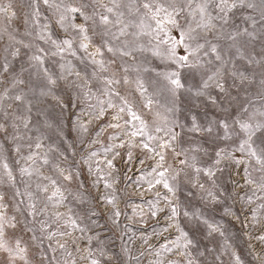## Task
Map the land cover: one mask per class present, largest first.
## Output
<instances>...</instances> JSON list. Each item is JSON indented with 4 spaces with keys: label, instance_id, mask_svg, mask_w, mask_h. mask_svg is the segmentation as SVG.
I'll return each mask as SVG.
<instances>
[{
    "label": "snow or ice",
    "instance_id": "1",
    "mask_svg": "<svg viewBox=\"0 0 264 264\" xmlns=\"http://www.w3.org/2000/svg\"><path fill=\"white\" fill-rule=\"evenodd\" d=\"M39 3L40 0H30L28 5L32 9L34 25L38 24L35 17L40 15ZM42 3L52 10L56 23L67 35L55 39L48 26H44L36 39L51 47L45 49L36 45L29 57V67L24 71L33 69L42 78L40 95L50 98L62 116L67 113L69 121L76 117V128L81 137L94 120L99 121L110 113L106 127L101 126L95 133L96 139L91 141L99 143L100 135L112 130L108 137L112 143L104 147V159L95 160L99 153L92 150L82 157V163L92 173L93 185L97 188L102 185L109 190L102 193L99 200L111 206L107 211L113 226L120 227L122 215L116 189L120 180L114 175L120 170L115 161L123 159L126 172H131L137 164L141 166L136 174L128 177L129 180L137 183L143 192L155 190L156 204L149 201L150 217L157 218L166 211L163 233L169 229L176 233L173 239L160 245L173 257L167 264H199L193 254L196 243L182 226L181 217L194 222L197 227L203 225L208 237L218 234L224 239L223 248L231 249L220 224L212 222L199 210L189 211L177 202V184L181 176L185 179L191 176L189 182L202 193V200L223 206V211L236 219L240 216L233 210V204H239L240 213L247 212L250 217H246L248 223L264 232V110L250 111L242 104L239 117L221 118L203 125L193 117L189 131L206 138L205 142L212 148L211 153L203 149L195 152L202 151L204 156H209L210 163L191 150L181 147L177 151L181 138L178 129L184 126L175 118V99L182 90L193 99L203 100L225 112L227 109L222 108V102L235 99L233 89L238 91L242 86L258 83V95L264 99V72L257 82L255 74L236 69L231 56L226 57L221 47L222 41L229 42V50L234 48L235 55L241 59L245 58L244 52L249 46L258 42L264 47V0H90V3L84 0L81 3L42 0ZM13 9L11 2L4 4L0 0V15L6 21L17 16ZM238 15L247 26L236 22ZM27 35L31 36L32 32L28 31ZM10 39L16 38L10 35ZM16 43L25 48L33 47L23 40ZM77 49L83 50L91 61L94 69L91 73L75 70L70 61L60 65V72H52L45 66L46 57L75 56ZM106 53L110 55L106 56ZM19 54V48L12 52L13 56ZM148 55L175 65V70L157 74L163 80L158 81L156 87L141 78V72L147 70ZM246 59L249 64L264 68V60H257L255 55H248ZM183 70L193 78L199 74V81L186 87L181 75ZM7 73L9 65L5 63L0 72V84L4 83ZM17 84L23 85L25 80L13 76L11 86L0 92V138L13 143L19 157L16 161L20 165L18 172L24 184L23 192L15 188L17 178L3 155L4 143L0 140V168L8 183L15 188L13 199L16 201L14 213L10 214L5 194L0 192V252L7 254L8 264H16L17 260L31 264L29 243L22 236L10 235L16 230L29 234L28 240L37 249L47 244L51 255L42 253L40 264L45 261L48 264H76L77 259L87 261V264H129L131 261L140 264L144 252L133 255L128 247H122V257L120 252L103 246L98 234H88L93 231L91 224L97 223L92 220L97 215L95 207L83 208L84 214L80 215L68 206L69 198L80 205L88 203L79 191V181L76 180L79 173L73 171L74 165L61 167V162L67 161L68 157L53 145H46L48 137L43 133L31 134L33 129L39 132L32 121L33 104L23 92L12 94ZM125 86H130L138 94L141 109L153 112L154 108H163V112L154 111L155 119L149 124L130 99L131 93ZM149 88H152L151 92ZM164 91L173 99L161 105L158 97ZM21 105L23 112H20ZM85 112L90 117L86 122L80 118ZM45 127L53 128V124L45 120ZM55 129L62 134L60 124H56ZM22 148L28 149L26 155ZM121 149L125 150L123 156ZM135 150L141 155L136 156ZM54 152L58 156L56 160L50 158ZM169 154L176 160L175 167L169 163ZM72 155H76L74 150ZM147 160L154 163L145 173L143 166ZM45 165L48 166L47 173ZM73 182L77 184L75 191L70 187ZM0 183H3L2 177ZM161 188L166 190L163 195ZM228 200L233 204H228ZM161 202L163 207L158 206ZM61 208L66 210L60 211ZM135 214L143 222V213ZM85 219L91 222L89 226H82ZM123 227L126 229L127 225ZM163 233L153 229L154 235ZM252 238L264 242V235ZM142 239L147 244L149 237L142 234ZM94 241L98 243L94 244ZM69 242L78 257H73L69 251ZM196 250L200 257L205 255L204 251ZM58 252L63 258L56 255ZM261 252L260 259L264 262V249ZM156 255L159 256L160 252ZM231 256L234 264H242L234 250ZM158 264H164V261L160 260Z\"/></svg>",
    "mask_w": 264,
    "mask_h": 264
},
{
    "label": "rangeland",
    "instance_id": "2",
    "mask_svg": "<svg viewBox=\"0 0 264 264\" xmlns=\"http://www.w3.org/2000/svg\"><path fill=\"white\" fill-rule=\"evenodd\" d=\"M9 2L14 5L13 10L17 12V16L9 22L0 15V72H2L5 63L9 65V73L5 74L4 83L0 84V92H2L5 87L11 86V79L13 76H20L25 80V84H17L16 87L12 89V94L23 92L26 99L30 100L33 104L32 121L35 128L39 129V132H36L35 129H33L31 134L36 136L43 133L48 137V139H45V144L53 145L54 148L58 149L59 152H63L68 157L67 161L61 162V167L74 165L73 171L79 173L76 177V180L79 181V191L85 195L88 203L80 205L69 198V201L67 202L68 206L72 207L80 215L84 214L82 211L83 208H96L97 215L92 217V220L97 223L91 224L93 231L88 234H98L100 240L103 241V246L116 252H120L122 257L124 255L123 252H121L122 247H128L133 255H138L140 252H144V255L140 259V264H158V261L160 260H163L164 264H167V261L173 257L171 254L164 252L160 248V245L173 239L176 233L173 229H169L167 233H163V225L165 223L163 218L167 214L166 211L161 212L157 218H151L149 215V201H151L152 204H156V199L154 198L155 190L152 192H143L137 183L128 179L129 176L136 174L141 166L137 164L131 172H126L127 166L125 165L124 160L117 159V161H115L120 170L118 173H114V175L120 180V183L116 185V189L119 197L118 207L120 208L122 215L119 218L120 227H114L110 218V213L107 211V208H110L111 206H106L103 201L99 200L101 194L109 190L104 189L102 185L99 188L94 186L92 183V173L88 171L87 165L82 163V157H86L88 152L92 150L99 153L98 156L94 157L95 160L104 159V147L110 146L112 143V141L108 139L112 130L109 129L103 132L99 137V143H91V141L96 139L95 133L101 126L106 127V124L110 119V113L99 121L94 120L93 123L89 125L88 132L81 137L76 128V117H71V121H69L67 113L62 116L59 108L55 106L50 98H45L40 95L43 86L42 78L38 76L33 69L24 71V69L29 67V57L35 51L36 45L44 47L45 49L51 47L49 44L36 39L37 33L44 28V26H48L55 39H62L67 33L59 28L52 10L47 8V6L42 3V0H40L39 3L40 15L35 17V19L38 20V24L36 25L33 24L32 9L28 6L30 0H3L4 4H8ZM81 2L82 0H74V3ZM84 2L90 3V0H84ZM235 19L237 23L241 24V26H247L243 24L242 17L239 15ZM28 31L32 32L31 36L27 35ZM10 35L15 36L16 39H10ZM18 40H23L25 44L30 43L33 47L25 48L22 44L16 43ZM228 44L229 42L227 41L221 42V47L224 48L223 54L226 57L231 56L236 69L239 71L245 72V74L249 75L255 74L258 82L261 79V73L264 72V68L259 64H249L246 57L248 55H255L257 60H264V47L258 42L249 46L244 52L245 58L241 59L240 56L235 55L236 50L234 48L229 50ZM16 48L20 49V54L18 56H13L12 52L15 51ZM109 55L110 54L106 53V56ZM209 59H211V57H209ZM69 61L74 66L75 70L81 71L82 73H91L94 70L91 61L83 50L80 49H77L75 56L70 54H65L63 58L59 56H48L45 59V66L52 72H60V65ZM145 68L147 70L141 72V78L144 79L146 83H151L152 87H156L157 82L163 80V77H158L157 74L173 71L175 70V65L168 62H162L159 58L148 55V59L145 62ZM181 75L182 80L186 81V87H192L200 79L199 74H196L195 78H193V75L188 73L187 70H183ZM132 76H135V73H132ZM125 87L129 88V92L131 93L130 99L133 100L137 110L140 111L141 115L149 122V124L155 119L154 111L159 110L163 112V108H154L153 112L141 109L140 105L142 101L138 98V94L135 93L130 86ZM149 91L151 92L152 88H149ZM259 91L258 83L248 87L242 86L238 91L233 89L232 96L235 97V99L222 102V108L227 109L225 112L221 108L203 102V100L193 99L188 93L182 90L181 94L175 99V104L177 106L175 118L184 126L183 129H178V131H181V138L177 145V151H179L181 147L191 150L194 154L200 156L203 161L210 163L209 156H204L202 151L195 152L197 149H203L211 153L212 148L209 143L205 142L206 138H202L189 131L192 118L195 117L196 121L203 125L221 118L232 116L239 117L242 104L249 107L250 111L254 109L264 110V99H261L260 95H258ZM213 94L215 95V93ZM158 99L161 105H166L173 98L169 93L164 91ZM248 101L251 103L249 104ZM13 107L15 108L16 105ZM23 111L24 109L21 105L20 112ZM73 111L77 110L74 109ZM40 113H43V115ZM77 115H80L78 111ZM80 118L86 122L90 117L87 112H85ZM45 120L53 124V128L45 127ZM56 124H60L62 127V134L57 133L55 129ZM81 139L83 140V143H81ZM0 140L4 143L3 155L7 159L13 170V174L17 178L15 188H19L20 191L23 192L24 184L18 172L20 165L16 163L19 157L14 151V145L11 141L3 140V138H0ZM73 150L76 152L75 156L72 155ZM21 151L26 155L28 149L22 148ZM120 151L123 156L125 150L121 149ZM135 155L139 156L141 153L138 150H135ZM50 158L56 160L58 158L57 153H51ZM168 159L169 163L173 164L175 167L176 160L172 158L171 154H169ZM22 163L23 161H21V164ZM153 163L154 162L151 160L146 161V165L143 166L145 173L148 171V166ZM44 170L46 173L48 172L47 165L44 166ZM0 177L3 178V183H0V192L5 194L6 203L9 205L8 212L10 214L14 213L13 205L16 201L13 199V195L15 188L8 183L7 177L3 176L2 168H0ZM24 179L27 178L25 177ZM190 179L191 176H189L188 179L181 176L180 181L177 184V202L189 211L199 210L212 222L220 224L222 230L225 232V236L231 244V249L225 250L223 248L224 239L218 234H213L212 237H208L206 234L207 230L203 225L197 227L194 222L181 217V224L187 231H189L190 237L196 243V249L205 252V255L200 257L197 250L193 249V254L197 256L199 264H234V259L231 256V251L233 250L240 256L242 264H264L260 259V256L262 255L261 250L264 249V242L252 238L257 235H264V232H261L259 228H253L252 224L248 223V219H250L248 213L245 212L244 214H241L239 211L240 205L233 204L232 200H228L227 203L233 204V210L238 216H240V219H236L232 215L225 213L223 211V206L211 205L202 200V193L197 188L191 186V183L189 182ZM70 187L75 191L77 184L73 182ZM146 187L147 185H145V188ZM228 187L231 189L232 186L229 184ZM160 191L162 195L166 193V190L162 188ZM189 193H191V195H189ZM158 206L163 207V202ZM134 209L135 212L143 213V222L141 221V217L135 214ZM65 210V208L60 209V211ZM246 217H248V219H246ZM90 223L91 222L88 219H85L82 226H89ZM124 225H127L126 229L123 227ZM153 229H155L157 233L163 234L154 235ZM142 234H146L149 237L147 244L143 242ZM10 235L22 236L24 241L29 243V260L31 264H40V257L44 252L51 255V250L47 249L46 243L43 248L37 249V247L28 240L29 234L27 233H21L19 230H16L14 233L10 232ZM74 235H79V233H74ZM96 243L98 242L94 241V244ZM150 246H152L151 249ZM81 247H83V244H81ZM69 251L73 253V257H78L79 254L75 251L71 242H69ZM156 252H160V255L157 256ZM56 255L63 258L62 254L59 252ZM216 257H219V260H217ZM0 264H8L6 253L0 252ZM16 264H22V262L17 260ZM44 264H48V261H45ZM76 264H87V261L77 259ZM129 264H135V261H131Z\"/></svg>",
    "mask_w": 264,
    "mask_h": 264
}]
</instances>
